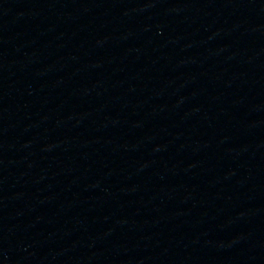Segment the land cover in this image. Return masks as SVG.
<instances>
[{"label":"water","instance_id":"95a60500","mask_svg":"<svg viewBox=\"0 0 264 264\" xmlns=\"http://www.w3.org/2000/svg\"><path fill=\"white\" fill-rule=\"evenodd\" d=\"M0 264H264V0H0Z\"/></svg>","mask_w":264,"mask_h":264}]
</instances>
